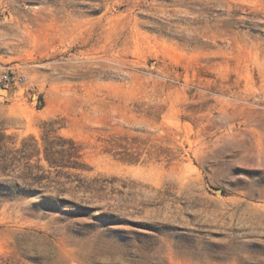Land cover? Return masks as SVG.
Returning a JSON list of instances; mask_svg holds the SVG:
<instances>
[{"label":"rangeland","instance_id":"rangeland-1","mask_svg":"<svg viewBox=\"0 0 264 264\" xmlns=\"http://www.w3.org/2000/svg\"><path fill=\"white\" fill-rule=\"evenodd\" d=\"M0 264H264V0H0Z\"/></svg>","mask_w":264,"mask_h":264}]
</instances>
